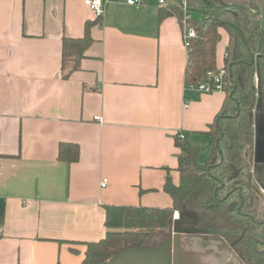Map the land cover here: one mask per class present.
I'll list each match as a JSON object with an SVG mask.
<instances>
[{
	"label": "crops",
	"instance_id": "obj_1",
	"mask_svg": "<svg viewBox=\"0 0 264 264\" xmlns=\"http://www.w3.org/2000/svg\"><path fill=\"white\" fill-rule=\"evenodd\" d=\"M105 1L98 20L85 0H0V264H81L106 236L105 206H173L180 135L210 148L226 93L186 87L181 21L159 20L171 4ZM89 23L94 43L72 72L63 40ZM61 143L80 146L79 162L58 160Z\"/></svg>",
	"mask_w": 264,
	"mask_h": 264
},
{
	"label": "trees",
	"instance_id": "obj_2",
	"mask_svg": "<svg viewBox=\"0 0 264 264\" xmlns=\"http://www.w3.org/2000/svg\"><path fill=\"white\" fill-rule=\"evenodd\" d=\"M173 15L180 21L192 15L190 26L197 33L188 49L187 88L210 82L209 73L219 69L220 31L228 35L222 67L226 100L207 132L209 156L201 163V149L177 139L180 182L175 185L168 179L164 186L173 206H105L106 236L86 244L81 264H103L124 248L156 246L177 212L194 216L196 227L210 235L251 228L243 212L249 191L258 186L252 167L255 130L249 115L253 110L264 115V0H251L249 6L231 0H177L171 8L160 11L159 20ZM90 27V23L86 25L83 38L63 40V62L73 63L72 72L80 68L85 52L94 43ZM80 158L78 144L59 145L60 162L74 164ZM258 171L261 169L256 172L259 185L264 187V174Z\"/></svg>",
	"mask_w": 264,
	"mask_h": 264
},
{
	"label": "flooded vegetation",
	"instance_id": "obj_3",
	"mask_svg": "<svg viewBox=\"0 0 264 264\" xmlns=\"http://www.w3.org/2000/svg\"><path fill=\"white\" fill-rule=\"evenodd\" d=\"M260 130L255 131L252 167L253 171L257 172L258 169H261L258 172L264 174V157H258L259 148L262 147L261 140H259L262 138ZM262 145L264 147V142ZM256 172H254V178L258 186L249 191L246 209L243 212L248 220V225L251 227L250 230L228 235L220 233L210 235L199 230L195 222L193 225H183L185 233L181 241L182 248L188 252L187 257L189 258L183 264H189L192 251L194 252L195 264H264V187L259 185ZM197 254L201 258L199 262L198 258L196 259ZM206 255L211 256V261L205 263L201 260Z\"/></svg>",
	"mask_w": 264,
	"mask_h": 264
},
{
	"label": "water",
	"instance_id": "obj_4",
	"mask_svg": "<svg viewBox=\"0 0 264 264\" xmlns=\"http://www.w3.org/2000/svg\"><path fill=\"white\" fill-rule=\"evenodd\" d=\"M250 4L251 0H248V3L245 2L243 5L249 6ZM251 117L252 114H250V120ZM194 222V216L177 212V215L170 219L169 228L163 232L156 246L124 248L103 264H183L189 259L188 252L182 248L181 241L185 233L183 225H193Z\"/></svg>",
	"mask_w": 264,
	"mask_h": 264
},
{
	"label": "built area",
	"instance_id": "obj_5",
	"mask_svg": "<svg viewBox=\"0 0 264 264\" xmlns=\"http://www.w3.org/2000/svg\"><path fill=\"white\" fill-rule=\"evenodd\" d=\"M144 3V0H127V4L129 6L141 5ZM105 0H85L86 7L93 13L94 17L98 20L102 19L105 14ZM165 4L164 0L160 1V5ZM186 3L184 4V8L186 10ZM192 19V15H186L185 18L181 21L183 26L184 34L183 39L185 46L189 49L191 47V41L197 36V33L194 28L190 26V20ZM225 71L223 68H219L216 72L209 73L210 82L202 83L198 85L195 90L199 92H203L206 94H210L216 91L224 92L225 87ZM101 118H99L100 120ZM179 138L181 140L185 139V135H180ZM108 180L104 179L102 182V188L107 186ZM177 215V213H175Z\"/></svg>",
	"mask_w": 264,
	"mask_h": 264
},
{
	"label": "rangeland",
	"instance_id": "obj_6",
	"mask_svg": "<svg viewBox=\"0 0 264 264\" xmlns=\"http://www.w3.org/2000/svg\"><path fill=\"white\" fill-rule=\"evenodd\" d=\"M167 1H168L169 4H171L170 5L171 7L174 6L177 3V0H167ZM231 1L234 2L235 0H231ZM239 1H241V0H239ZM256 112H257L256 110H253V112L250 113V114H252V117H251V120H250V115H249V120H250V122H253L255 131L258 130V129H261L260 130V134L262 135V138H259V140H261L260 142H261V146L262 147L259 148L258 157L262 158V157H264V147L262 145V143L264 142V141H262V139H264V137H263L264 136V130H263L264 129V120L263 119L264 118L261 115L258 116ZM257 119H260V120L258 121ZM261 126H263V127H261ZM209 153H210V148H209V146L207 144L206 148H205V146H204V148H201L200 161L204 163L206 161L207 157L209 156ZM205 233H207V232H205ZM193 254H194V252L192 251L191 254H190L189 264H195V259H194ZM197 258H198V262H199V260L201 258L198 257V254L196 256V259ZM201 261H204L205 263L208 262V261H211V256L206 255L205 258L203 260H201Z\"/></svg>",
	"mask_w": 264,
	"mask_h": 264
}]
</instances>
